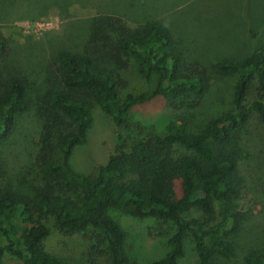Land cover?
I'll return each mask as SVG.
<instances>
[{"label":"trees","instance_id":"16d2710c","mask_svg":"<svg viewBox=\"0 0 264 264\" xmlns=\"http://www.w3.org/2000/svg\"><path fill=\"white\" fill-rule=\"evenodd\" d=\"M82 52L66 50L58 58L55 87L39 104L40 140L33 176L20 175L14 186L2 159V147L15 134L30 108L28 77L11 68L13 40L0 31V264H78L52 255L45 246L48 218L63 234H90L88 264H135L126 247L128 233L111 209L135 218L152 217L166 234L170 251L149 264H178L192 233L199 264L236 257L234 238L245 216L232 207L217 221L216 201L240 199L244 179L240 164L244 137L255 120L264 138V47L240 63L219 61L213 70L237 77L233 108L210 120L198 132L186 121H171L162 134L141 132L108 156L95 174L72 165V152L88 143L94 105L118 127L132 109L160 98L174 110L189 99L195 105L209 93L211 71L188 61L174 48L169 30L149 20L137 27L110 14L90 26ZM255 37V33H252ZM134 56L144 77L158 75L150 95L120 97L122 72ZM60 154V161L54 157ZM197 209L206 219L187 218ZM81 264V263H80ZM244 264H264V251L247 255Z\"/></svg>","mask_w":264,"mask_h":264},{"label":"rangeland","instance_id":"374dc122","mask_svg":"<svg viewBox=\"0 0 264 264\" xmlns=\"http://www.w3.org/2000/svg\"><path fill=\"white\" fill-rule=\"evenodd\" d=\"M107 14L124 19L131 27L149 20L162 23L172 36L174 48L185 59L199 61L211 71V88L198 105L189 99L174 110L160 98L137 105L123 127L94 105L88 143L77 146L71 156L73 167L85 175L95 174L116 147L125 140L141 137V132L162 134L171 121L179 118L192 132H198L210 120L232 110L237 77L216 73V62L240 63L264 47V0H0V31L13 40L10 66L27 74L30 97V108L20 117L14 136L1 151L14 186H20V175L26 173L30 178L36 171L41 131L39 104L55 88L60 54L66 50L82 52L89 26ZM128 61V68L122 72L125 85L119 88L120 97L152 94L158 75L147 80L138 60L129 56ZM243 146L242 195L229 204L216 201L215 207L216 222L222 219L226 208L232 207L242 211L245 219L241 233L233 239L236 257L232 261L218 257V264H244L245 256L264 251V138L255 120ZM54 160L59 162L60 154ZM19 189L26 192L22 186ZM110 215L128 233L126 247L133 263L149 264L166 257L171 248L168 236L161 234L169 232V226L161 227L152 217L135 218L116 209H111ZM186 217L206 219L197 209ZM47 224L50 236L45 246L49 253L73 263H89L90 234H63L55 228L53 217L48 218ZM178 264H199L192 233L186 237L185 253Z\"/></svg>","mask_w":264,"mask_h":264}]
</instances>
